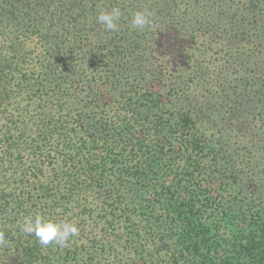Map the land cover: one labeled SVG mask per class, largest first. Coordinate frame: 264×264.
<instances>
[{
    "label": "trees",
    "instance_id": "trees-1",
    "mask_svg": "<svg viewBox=\"0 0 264 264\" xmlns=\"http://www.w3.org/2000/svg\"><path fill=\"white\" fill-rule=\"evenodd\" d=\"M0 231V264H264V0H0Z\"/></svg>",
    "mask_w": 264,
    "mask_h": 264
},
{
    "label": "clouds",
    "instance_id": "clouds-1",
    "mask_svg": "<svg viewBox=\"0 0 264 264\" xmlns=\"http://www.w3.org/2000/svg\"><path fill=\"white\" fill-rule=\"evenodd\" d=\"M121 17V10L113 7L111 11H101L96 20L107 31L118 30V20ZM151 13L147 10L136 11L133 14L131 24L133 28L143 29L146 26L151 27ZM22 231L29 235H35L38 242L43 246L56 244L61 247L66 246L70 237H75L79 234L77 225L71 221H56L43 216L26 217L23 222ZM6 243L3 231H0V245Z\"/></svg>",
    "mask_w": 264,
    "mask_h": 264
}]
</instances>
